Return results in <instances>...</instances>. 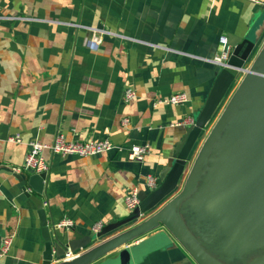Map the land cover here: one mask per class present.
<instances>
[{"label":"crops","instance_id":"1","mask_svg":"<svg viewBox=\"0 0 264 264\" xmlns=\"http://www.w3.org/2000/svg\"><path fill=\"white\" fill-rule=\"evenodd\" d=\"M88 29L101 32L95 51L83 45L91 35ZM250 32L257 41L245 68L254 70L264 45V0H0V240L14 235L0 264L42 263L36 209L22 190L32 174L23 169L28 142L48 144L62 134L66 141L106 139L120 147L87 158L45 151L49 171L43 194L26 192L41 199L50 230L61 220L73 222L71 230H61L68 239L91 233L98 223L123 220L129 214L125 196L134 188L145 190V177L159 174L185 133L183 122L202 108L222 68L212 63L222 48L219 39ZM126 89L136 95L129 102L123 101ZM176 93L186 94V102L153 107L155 100ZM15 135L20 143L7 141ZM133 145L148 146L141 162L127 157ZM214 171L199 188L202 201L225 198L236 222L240 220L239 233L256 242L259 238L241 233L240 209L229 203L244 183L239 178L232 183L231 173L216 177ZM190 209L183 222L214 258L198 241L195 228H212L213 236L205 235L208 245L215 244L221 231L218 215L211 203L204 215L196 214L194 205ZM161 232L170 239L166 244L150 239ZM117 236L107 235L63 263L121 264L118 252L128 248L129 264H200L164 227L94 259L85 257ZM63 263L54 258L51 264Z\"/></svg>","mask_w":264,"mask_h":264},{"label":"water","instance_id":"2","mask_svg":"<svg viewBox=\"0 0 264 264\" xmlns=\"http://www.w3.org/2000/svg\"><path fill=\"white\" fill-rule=\"evenodd\" d=\"M225 37L227 39L226 44L231 49L230 56L226 61L225 66L222 67L218 72L202 108L199 110L196 116H193L194 123L186 127L182 138L174 146L172 152L169 154L165 166L159 171V186L155 190L149 192L143 189L139 190L138 207L132 212H129V214L123 220L103 225L101 230L97 233L91 232L87 235H79L78 238L68 239V237L66 238L65 231H61L59 229H49L41 199L34 195L30 196V194L26 192L28 187L33 191V193L42 195L47 173L31 174L27 177V183L22 187V190L26 197L29 198L34 204L39 220L41 238L44 243L41 264H51L54 258L58 261H61V258L67 252L76 253L87 249L93 243L102 240L103 237H106L115 230H118L126 225L133 224L134 221L140 219L145 214H153L154 211L162 206V204V209L158 213L154 214L150 219L141 223L140 226L133 227L125 234L119 235L108 242L101 243L85 257L91 255L94 259L114 248L128 243L132 237L139 233L154 230L159 227H164L167 229V231L175 235L176 238H178L187 247L189 252L200 264H222L218 260L208 255L197 244L189 230L186 228L182 216L186 215L188 211L191 210L190 206H197L198 203L203 200V198H201L203 195L199 191V188L202 184V182H200L201 175L205 165L213 153L215 146L218 144L220 136H222V134L225 135L232 133L235 130L233 120L247 117L251 113V110L246 108L239 111L233 109L235 105L240 102V100H238L239 98L243 97L246 100L248 97L252 96L250 94H246L248 85L250 83H248V81L251 79H256L259 82H264V49L255 59L254 70H248L245 68V65L251 58L256 47L257 39L254 32H250L244 37L233 36L231 34H228ZM241 73L248 74V78L245 80L246 82L240 88L230 108L223 113L213 129L210 131V134L205 140L196 160L192 165L191 158L198 142L203 138L205 132L204 129L208 127L229 88L237 76ZM259 110L264 111L263 109ZM242 144L251 149V156H253L255 163L256 160L264 156V148H261L262 146L259 145L260 143L254 144L252 141H249L248 137L246 136V138L242 140ZM257 146H259L260 150L255 153L254 151ZM230 155L231 154H229V156ZM245 159L246 156H243V160L245 162L241 164V167L247 168V171L250 172L252 169L249 168V165L251 164ZM190 165H192V167L187 176L185 184L183 188L176 193V190L179 188V186L183 184L182 178L187 173ZM229 173H231L232 177L235 175V173L232 171V167L230 168ZM242 173L243 172H239V174H237V178L242 180L240 182L244 183V187L242 190H240L241 194L238 196L235 194L230 195V197L233 204H235L238 210L240 209V219L242 220L241 224L244 226L245 221L248 219L247 210L253 207L254 200L251 198V194L253 193L252 185L254 180L252 179L251 172L249 177L242 175ZM18 180L23 181L21 177H18ZM237 182H239L238 179ZM225 200L226 199L223 197L220 198V201H207L206 199V201H202L204 203V210L208 209L210 202H213V204L225 202L226 206ZM166 215L169 217L168 220H166ZM239 223L240 220L236 222L235 225L237 235L241 236L244 242H249L245 241L244 236L239 233ZM262 223L264 224V222ZM248 228L249 231L245 229L243 232L241 228V233L245 235L246 232H251L250 236L261 239L252 233V226H249ZM150 239L161 244H166L170 241L166 232L158 233ZM118 254L121 264H129L130 252L128 248L120 250ZM79 262H74L72 264H79ZM246 264H264V255L258 256L248 261Z\"/></svg>","mask_w":264,"mask_h":264},{"label":"rangeland","instance_id":"3","mask_svg":"<svg viewBox=\"0 0 264 264\" xmlns=\"http://www.w3.org/2000/svg\"><path fill=\"white\" fill-rule=\"evenodd\" d=\"M263 49L264 45L260 51L262 52ZM259 53L260 52H258V54ZM258 54L256 56H258ZM251 60H253V57ZM242 74L243 73L237 76L226 96L223 98L208 127L204 129L205 132L203 138L200 142H198L194 151L195 153L192 155V163H194L196 160L200 149L210 134V131L213 129L223 113L230 108L240 88L246 82V79L240 81ZM246 78H248V76H246ZM248 83L246 94H250L252 96L248 97L246 100L243 97L239 98L238 100H240V102L237 103L233 109L239 111L246 108L251 110V113L247 117L233 120L235 130L232 133L225 135L222 134V136H220L218 144L215 146L212 155L205 165L200 179V182H205L213 170H215L214 173H216V177L219 175L221 177L224 176L225 178L232 167V171L236 175H233L232 183H234V179L237 178V174H239V172H243L242 175H246L247 177L250 176L251 172L252 179L254 180L252 185L253 193L251 194V198L254 200L253 207L247 210L248 219L245 221V225L242 227V232L244 229L249 231L248 227L252 226V233L261 239L252 243L244 242L241 236L237 235L235 230L237 220V217L235 218L234 216L235 210L234 213H231L230 208L225 206V202H220L217 204L210 202L214 207V213L218 215L216 218V225L220 226L219 230H221L220 237L215 240V244H212L211 246L208 245L209 240L205 235L207 233L213 236L212 228L204 227L205 231L202 232L198 230V228H195L198 231V241H200L202 246L205 247V250L207 249L206 251H208V253H212L216 260H220L219 262L224 264H246L249 259L251 260V258L264 255V224L262 223L264 222V156L256 160L255 163L253 156H251V149L242 144V140H244L247 136L249 141H252L254 144L260 143L259 145L262 146L261 148H264V111L259 110H264V82L251 79L248 81ZM259 150L260 148L257 146L254 152L256 153ZM229 154L231 155L229 156ZM243 156H246L245 160H248V162L251 164L249 165V168L252 169L250 172L247 171V168L241 167V164L245 162L243 160ZM224 173L227 175L225 176ZM177 191H179V188L176 190V193ZM229 203L233 205L231 197ZM195 210L196 214L198 213L199 215H204V203L202 201L198 203V205L195 206ZM150 216L151 213H147L140 219L134 221L133 224H129L118 230H115L109 235L110 237L112 235H123L133 227L140 226V224L145 222ZM144 233L146 232L137 234L136 236L132 237L131 240L137 239ZM204 242H207V246H204ZM227 244L228 246H226Z\"/></svg>","mask_w":264,"mask_h":264},{"label":"built area","instance_id":"4","mask_svg":"<svg viewBox=\"0 0 264 264\" xmlns=\"http://www.w3.org/2000/svg\"><path fill=\"white\" fill-rule=\"evenodd\" d=\"M91 32L89 37H85L83 39V45L90 50H97L98 46L101 42V32L95 29H88ZM227 39L225 36H222L219 39V45L222 47L219 54L215 56L212 60V63L218 65L220 67H224L226 61L228 60L231 49L227 46ZM136 97L135 92L132 89H126L123 93V101L129 102ZM187 96L184 93H176L174 95L169 96L168 98H161L155 100L153 102V107L158 105H180L186 102ZM194 123L192 118H187L183 125H191ZM123 124L128 125V120H123ZM8 142L11 143H20L21 140L18 135L11 136L7 139ZM28 152L24 157L23 169L31 172L32 174H41L48 173L49 165L47 164L44 158V152L47 151L52 155H60V156H76L79 158H87L91 156L100 155L106 152H110L113 150L120 151L121 148L113 145L109 140H98V141H66L62 134H57L53 141L48 144L31 141L27 143ZM148 146L147 145H133L127 150V157L129 160L141 162L143 158L148 154ZM13 172H19V170L12 169ZM160 184V180L158 175H148L144 179V186L147 192L155 190ZM27 191H31L30 188H27ZM138 189L134 188L129 194H127L124 198V205L128 212H132L139 205L138 198ZM46 206V204H43ZM73 227V222L69 219L61 220L60 222L55 224V228L59 230L69 231ZM103 227L102 224H96L92 232L97 233ZM13 234H6L0 240V260L7 256L9 253L12 243H13ZM76 255L67 252L61 258L62 262H69Z\"/></svg>","mask_w":264,"mask_h":264},{"label":"bare ground","instance_id":"5","mask_svg":"<svg viewBox=\"0 0 264 264\" xmlns=\"http://www.w3.org/2000/svg\"><path fill=\"white\" fill-rule=\"evenodd\" d=\"M116 240H118V239H116ZM69 264V263H68Z\"/></svg>","mask_w":264,"mask_h":264}]
</instances>
